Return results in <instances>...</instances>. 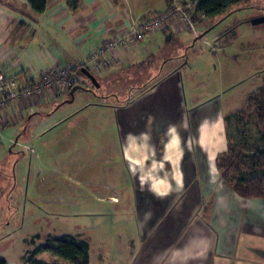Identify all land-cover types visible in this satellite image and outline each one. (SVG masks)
Returning <instances> with one entry per match:
<instances>
[{
  "label": "crops",
  "instance_id": "0c3cea01",
  "mask_svg": "<svg viewBox=\"0 0 264 264\" xmlns=\"http://www.w3.org/2000/svg\"><path fill=\"white\" fill-rule=\"evenodd\" d=\"M171 2L47 0L38 13L27 0H0V72L22 78L64 66L61 59L71 60V68L90 66V52L105 38ZM175 32L164 28L120 48V65L101 75L108 84L120 82L131 89L126 100L115 95V128L106 143L125 169V198L134 200L141 246L131 264H264V197H243L227 188L216 167V157L230 143L223 109L209 99L188 98L185 67L168 70L154 53L174 40ZM151 57L153 71L143 75ZM62 92L54 88L4 108L0 155L4 141L11 143L14 135L5 132L6 124L21 121ZM102 146L95 151L107 150ZM109 160L117 162L113 156ZM100 198L119 202L114 188ZM30 250L18 260L5 259L6 264H26L23 257ZM36 258L62 264L47 251Z\"/></svg>",
  "mask_w": 264,
  "mask_h": 264
},
{
  "label": "rangeland",
  "instance_id": "374dc122",
  "mask_svg": "<svg viewBox=\"0 0 264 264\" xmlns=\"http://www.w3.org/2000/svg\"><path fill=\"white\" fill-rule=\"evenodd\" d=\"M263 16L264 0H242L194 19V31L175 32L174 40L154 52L168 70L185 67L188 98L196 95L220 105L230 143L243 154L264 147V127L255 115L256 100H264V22L252 23ZM152 58L144 64L143 75L152 73ZM60 61L70 69L75 65ZM88 68L98 87L76 72L84 90L75 91L71 99L70 89H62L54 100L5 126L14 135L11 143L4 141L0 155L2 259L18 260L49 236L63 234L89 243L90 264H131L141 246L134 200L126 199L121 189L125 169L106 144L115 128V95L126 100L131 89L120 82L108 84ZM100 145L107 150L96 152ZM111 156L117 162H110ZM111 188L119 196L114 204L100 198Z\"/></svg>",
  "mask_w": 264,
  "mask_h": 264
},
{
  "label": "built area",
  "instance_id": "2783aa9c",
  "mask_svg": "<svg viewBox=\"0 0 264 264\" xmlns=\"http://www.w3.org/2000/svg\"><path fill=\"white\" fill-rule=\"evenodd\" d=\"M185 1H173L161 12L146 13L125 31L105 38L90 52L88 57L90 68L97 75L116 69L121 63L120 54L117 52L120 48L143 40L164 28L194 31L196 23L191 15L192 2ZM201 17L203 15L199 16ZM78 84H81L79 77L70 68L60 64L38 71L34 77L20 78L0 72V140L3 129L2 112L6 106L21 98L40 95L54 88L70 89Z\"/></svg>",
  "mask_w": 264,
  "mask_h": 264
},
{
  "label": "trees",
  "instance_id": "16d2710c",
  "mask_svg": "<svg viewBox=\"0 0 264 264\" xmlns=\"http://www.w3.org/2000/svg\"><path fill=\"white\" fill-rule=\"evenodd\" d=\"M187 1L192 2L191 15L193 19H197L200 15L212 16L217 14L226 7L242 0H186L185 2ZM27 2L38 13L43 12L47 5V0H27ZM81 67L90 71L85 64L70 70L74 74L76 72L81 74ZM260 91H263V87ZM256 106L257 121L260 126L264 127V100H256ZM216 167L220 179L227 188L243 197H264V147L249 154H243L229 143L227 151L216 157ZM42 251L50 252L58 258L66 260L69 264H89V243L70 234H63L54 238L49 236L45 242L40 243L25 254L27 257L25 263L51 264L36 258V254ZM0 264H6V260L0 258Z\"/></svg>",
  "mask_w": 264,
  "mask_h": 264
},
{
  "label": "water",
  "instance_id": "95a60500",
  "mask_svg": "<svg viewBox=\"0 0 264 264\" xmlns=\"http://www.w3.org/2000/svg\"><path fill=\"white\" fill-rule=\"evenodd\" d=\"M259 22H264V16L260 17V18H257V19H254L252 21L253 24H256V23H259ZM81 71L92 82L93 85H95L97 87L99 86L96 77L89 70H87L86 68H82ZM84 89L85 88L81 84H78V85H75V86L71 87L70 90H69V95L71 96V99L73 98V95H74L75 91L84 90Z\"/></svg>",
  "mask_w": 264,
  "mask_h": 264
}]
</instances>
